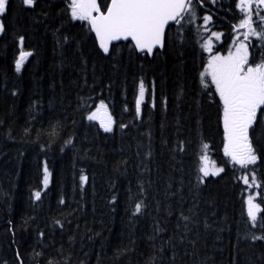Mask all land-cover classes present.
<instances>
[{
  "label": "trees",
  "instance_id": "1",
  "mask_svg": "<svg viewBox=\"0 0 264 264\" xmlns=\"http://www.w3.org/2000/svg\"><path fill=\"white\" fill-rule=\"evenodd\" d=\"M69 3L9 0L3 16L0 264H264V239L252 238L264 237V123L249 132L256 163L236 164L224 154L219 96L200 78L206 39L225 53L241 30L239 0H193L152 58L130 42L106 56ZM249 46L251 63L264 59V40ZM22 51L31 56L18 72ZM100 101L111 132L86 119Z\"/></svg>",
  "mask_w": 264,
  "mask_h": 264
},
{
  "label": "snow or ice",
  "instance_id": "2",
  "mask_svg": "<svg viewBox=\"0 0 264 264\" xmlns=\"http://www.w3.org/2000/svg\"><path fill=\"white\" fill-rule=\"evenodd\" d=\"M22 3L31 7L34 6L35 0H22ZM253 3L264 5V0H239L237 4L244 13L239 27L246 28L247 31L243 33L244 39L236 45V51H229L226 56L220 54L210 56L205 71L200 73L202 85L207 86V77H211V83L215 86V93L219 96L222 106L224 154L242 167L256 163L258 156L249 132L258 120L264 123V119L258 118V110L264 113V59L255 64L251 63L249 45L244 42L250 35L264 40V33L257 32L252 26ZM7 4L8 0H0V14L5 13ZM68 11L71 20L87 21L90 24L91 31L95 33V39L103 53H109V45L112 41L130 38L136 51L152 55L154 50L166 48L168 43L166 28L171 27L170 22L179 23L185 13L192 11V0H110L106 5V11H102L98 0H70ZM209 19L208 16L204 17L205 22ZM3 27L0 23V31H3ZM216 35L218 34L213 33V36ZM20 39L23 40V37ZM204 48L210 52V43H206ZM26 55L31 53H21V58L16 61V71H20L22 60ZM144 95L145 87L141 81L139 98L136 100L137 115L140 113ZM106 108L104 101H100L96 110L90 111L86 119L89 121L99 119L100 127L104 132H111L113 120ZM204 147L206 148L207 145ZM200 171L204 176L209 175L206 167H201ZM212 175H216V172ZM85 179L81 176L82 182ZM44 183L45 185L48 183L47 168H45ZM244 183H248L247 178L244 179ZM35 196L39 199L40 192H36ZM247 205V215L255 224L261 206L254 203L252 197H249ZM141 208L142 205L136 203L135 213H139ZM252 238L264 239L255 236Z\"/></svg>",
  "mask_w": 264,
  "mask_h": 264
},
{
  "label": "rangeland",
  "instance_id": "3",
  "mask_svg": "<svg viewBox=\"0 0 264 264\" xmlns=\"http://www.w3.org/2000/svg\"><path fill=\"white\" fill-rule=\"evenodd\" d=\"M262 6H263V8H264V5H262ZM252 26H253V25H252ZM243 33H244V31H242V32H240V33H238V34L236 35L234 45H233L232 49H230L229 51H232V52H235V51H236V45H237L241 40H243V38H244V37H243ZM207 43H210V45H212V41H211V40H208ZM229 51H228V53H229ZM228 53H227V55H228ZM219 54H222V53H219ZM213 55H214V54H213ZM213 55H212V56H213ZM23 59H25V58H23ZM209 77H210V76H209ZM48 175H49V173H48ZM248 199H249V197L246 198V201H248ZM252 199H253V202L256 203L253 197H252ZM247 207H248V205H247Z\"/></svg>",
  "mask_w": 264,
  "mask_h": 264
},
{
  "label": "water",
  "instance_id": "4",
  "mask_svg": "<svg viewBox=\"0 0 264 264\" xmlns=\"http://www.w3.org/2000/svg\"><path fill=\"white\" fill-rule=\"evenodd\" d=\"M170 23H173V22H170ZM167 29V28H166ZM128 40H130V38L128 39ZM128 40H124V39H121V40H118V41H112L111 43H110V45H109V49H110V47H111V45L112 44H115V43H118V42H121V41H128ZM99 45V44H98ZM155 51V50H154ZM139 52V51H138ZM139 53H141V52H139Z\"/></svg>",
  "mask_w": 264,
  "mask_h": 264
}]
</instances>
